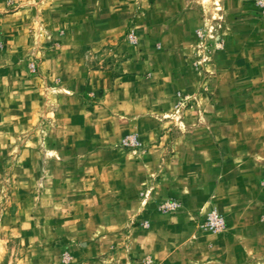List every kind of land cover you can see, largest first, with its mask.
<instances>
[{
	"label": "rangeland",
	"instance_id": "374dc122",
	"mask_svg": "<svg viewBox=\"0 0 264 264\" xmlns=\"http://www.w3.org/2000/svg\"><path fill=\"white\" fill-rule=\"evenodd\" d=\"M0 264H264V0H0Z\"/></svg>",
	"mask_w": 264,
	"mask_h": 264
},
{
	"label": "crops",
	"instance_id": "0c3cea01",
	"mask_svg": "<svg viewBox=\"0 0 264 264\" xmlns=\"http://www.w3.org/2000/svg\"><path fill=\"white\" fill-rule=\"evenodd\" d=\"M93 44H91V43H89L88 44V47H91ZM82 50H83V48H82ZM130 61V60H129ZM126 64V63H125ZM124 64V65H125ZM127 64H130V63H127ZM135 66H137V63H135L134 64ZM123 66V65H122ZM136 72H138L137 71V69H136ZM91 73H98V74H100V75H103V77L105 78L106 76H107V73L106 72H96V71H92ZM109 74H111V72H109ZM99 75V76H100ZM135 77H137V76H135ZM119 79V78H118ZM106 80H103V84H104V82H105ZM169 82V81H168ZM162 86L164 87L165 86V88H164V91L165 92H167V93H172V87L170 86V84H168V83H164V81H163V83H162ZM171 88V89H170ZM162 101V100H161ZM160 101V102H161ZM159 102V104H158V107H157V111L158 112H162V110H163V103L161 104ZM161 124V123H160ZM161 135V134H160ZM158 136L157 138H156V143H152L151 144V146H150V148L148 149V152L146 153V155L149 157L150 155H153V157L152 158H155L156 156L157 157H159V158H161V157H163V155H165V153H166V151L168 150V148H164V146H166L165 144V142H167L168 140H170L169 138H166V135L167 134H162L161 136ZM163 142H164V144H163ZM163 144V145H162ZM151 157V156H150ZM170 157L172 158V157H174V155H171L170 154ZM176 157V156H175ZM167 161V160H166ZM167 163H170V161H169V159H168V161H167ZM162 168V167H161ZM163 169V168H162ZM169 169H171V170H174V168H169ZM159 182V181H158Z\"/></svg>",
	"mask_w": 264,
	"mask_h": 264
},
{
	"label": "built area",
	"instance_id": "2783aa9c",
	"mask_svg": "<svg viewBox=\"0 0 264 264\" xmlns=\"http://www.w3.org/2000/svg\"><path fill=\"white\" fill-rule=\"evenodd\" d=\"M135 139H125L122 143L123 147H131L135 145ZM172 204H166L165 207H171ZM204 226L214 232L221 231L224 228V221L223 219L215 212L211 211L206 215Z\"/></svg>",
	"mask_w": 264,
	"mask_h": 264
}]
</instances>
